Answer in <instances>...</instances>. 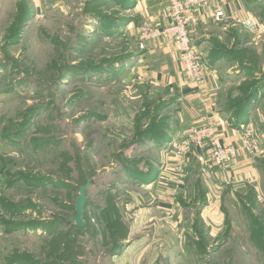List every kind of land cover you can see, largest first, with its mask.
I'll return each mask as SVG.
<instances>
[{"label": "rangeland", "instance_id": "rangeland-1", "mask_svg": "<svg viewBox=\"0 0 264 264\" xmlns=\"http://www.w3.org/2000/svg\"><path fill=\"white\" fill-rule=\"evenodd\" d=\"M148 12L137 0H0V264H264V195L228 193L212 167L161 197L158 173L182 176L188 150L160 142L178 100L159 83L170 39L139 47L140 28L158 27ZM223 23L190 33L204 66L223 62L233 105L264 82V17ZM255 108L238 128L256 114L264 129V95ZM88 180L85 227L68 225Z\"/></svg>", "mask_w": 264, "mask_h": 264}, {"label": "crops", "instance_id": "crops-1", "mask_svg": "<svg viewBox=\"0 0 264 264\" xmlns=\"http://www.w3.org/2000/svg\"><path fill=\"white\" fill-rule=\"evenodd\" d=\"M137 1L148 8L149 12L145 14L146 21L155 23L158 27H165L170 24V20L167 18L170 7L169 0ZM208 1L212 4L211 8L188 10L189 15L192 17L191 26L195 27L197 24H202L203 27H206L209 24H218L214 21L215 6L224 12L225 20L223 24L225 26L240 24L241 27L247 30L249 27L245 25L246 21H252L256 27V24L262 22L264 17L263 9L260 8L262 4L258 0ZM258 26L260 27V25ZM256 33H264V26L261 25ZM169 42L166 45L167 47L161 50L164 53L165 61L160 64L159 77L161 76V78H159V83L172 89L178 96V110L174 117V125L170 129L172 137L170 141L165 143V149H168V147L174 148V145L181 143L190 136L192 131L202 126L206 120H211L215 125L216 137L220 143L240 147L246 128L241 130L234 127L228 113L223 109V97L229 93V89L232 87L231 83L225 82L222 77L225 70L223 62L216 61L209 64V66L203 65L204 84L198 88L185 74L179 61L178 50L170 40ZM255 111L256 108L252 111V114ZM255 116L256 114L252 115L251 125H253V130L260 136V151L256 154L242 151L237 158L232 160L227 168L226 182L228 193L232 194L234 191L242 193L245 189H249L254 193L255 198L262 199L264 194L261 192V188L264 187V183L260 180L259 171L261 166L259 165L261 162L264 163V129H261L263 127L261 124H257L258 120L256 123L253 121ZM210 154L208 144L204 146L191 145L186 156L188 158L186 159L188 168L182 176L176 175L173 178L170 175L171 173L168 174L167 166L161 169L158 182L161 179H167V183H170L169 189L167 188L161 197L169 200L175 198L187 189L193 178L197 179L199 175L203 176L198 180L199 183H205V174L208 176L209 169L212 168L209 159Z\"/></svg>", "mask_w": 264, "mask_h": 264}, {"label": "built area", "instance_id": "built-area-1", "mask_svg": "<svg viewBox=\"0 0 264 264\" xmlns=\"http://www.w3.org/2000/svg\"><path fill=\"white\" fill-rule=\"evenodd\" d=\"M169 6L167 18L170 20V24L165 27H154L145 23L140 28L139 47L144 51L149 41L162 38L172 40L177 46L179 61L185 74L196 87L200 88L204 84L203 64L200 60V52L192 42L190 33L192 17L188 10L207 9L211 8L212 4L208 0H169ZM224 20V12L215 6L214 21L221 24ZM245 25L252 29L255 27L250 20L246 21ZM205 144L210 147V165L218 171L226 173L230 162L237 158L242 151L249 154H256L260 151V136L252 126H248L240 147L224 145L216 137L213 122L206 120L202 126L194 129L190 136L174 145V149L178 150L179 154H183L191 145L204 146Z\"/></svg>", "mask_w": 264, "mask_h": 264}, {"label": "trees", "instance_id": "trees-1", "mask_svg": "<svg viewBox=\"0 0 264 264\" xmlns=\"http://www.w3.org/2000/svg\"><path fill=\"white\" fill-rule=\"evenodd\" d=\"M249 88H250V92L247 94L245 99H243L240 102L239 101L235 102L233 105L231 104V101H229L228 99H226V100L223 99L224 100L223 101V109L226 113H228L231 124L234 127L238 128V126H240L246 118L250 117V115L252 114V111L255 108V105L258 103V101L264 95V93H263L264 82H259V83L254 84V85H250ZM175 100H178L177 95L174 98V102H175ZM170 129H171V127H169V126L165 127L166 134L162 135V140L160 142L167 143L168 141H170V136H169ZM158 175H159V173H158ZM250 192L254 195V193L252 191H250ZM254 197H255V195H254ZM70 224H72V222H69L68 225H70ZM257 226H258V228H260V230H259V238L260 239H258V240L255 239L256 245L257 246H260V245L264 246V234L261 232L262 230L264 231V226L262 224H259Z\"/></svg>", "mask_w": 264, "mask_h": 264}, {"label": "water", "instance_id": "water-1", "mask_svg": "<svg viewBox=\"0 0 264 264\" xmlns=\"http://www.w3.org/2000/svg\"><path fill=\"white\" fill-rule=\"evenodd\" d=\"M91 185V180H88L87 183L81 187L80 189V196L76 202V215L70 222L75 223L78 228L85 227L84 221V214H85V207L87 204V190Z\"/></svg>", "mask_w": 264, "mask_h": 264}]
</instances>
